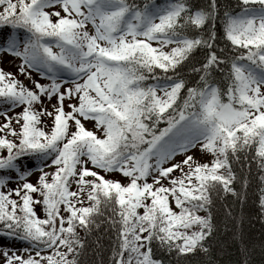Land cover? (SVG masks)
Masks as SVG:
<instances>
[{"label":"snow or ice","instance_id":"obj_1","mask_svg":"<svg viewBox=\"0 0 264 264\" xmlns=\"http://www.w3.org/2000/svg\"><path fill=\"white\" fill-rule=\"evenodd\" d=\"M252 187L264 0H0V264H264Z\"/></svg>","mask_w":264,"mask_h":264},{"label":"trees","instance_id":"obj_2","mask_svg":"<svg viewBox=\"0 0 264 264\" xmlns=\"http://www.w3.org/2000/svg\"><path fill=\"white\" fill-rule=\"evenodd\" d=\"M255 193V187H252L249 190V199L241 206L239 203L236 204V215L241 217V222L237 228V232L243 235L245 242L251 241L255 246H259L261 240H264V218H261L259 215V209L255 201L253 200V194ZM221 242L225 241L227 244L232 245L228 251L234 256L236 248L239 247L240 241L237 239L235 242L232 238V228L229 224L228 234L225 235L223 231V225L221 226ZM219 255V253H218ZM226 259V257H223Z\"/></svg>","mask_w":264,"mask_h":264},{"label":"rangeland","instance_id":"obj_3","mask_svg":"<svg viewBox=\"0 0 264 264\" xmlns=\"http://www.w3.org/2000/svg\"><path fill=\"white\" fill-rule=\"evenodd\" d=\"M13 71L15 70V69H12ZM90 126V125H89Z\"/></svg>","mask_w":264,"mask_h":264}]
</instances>
